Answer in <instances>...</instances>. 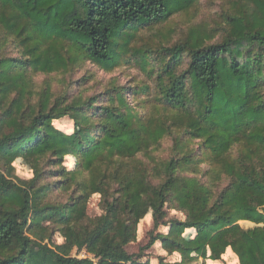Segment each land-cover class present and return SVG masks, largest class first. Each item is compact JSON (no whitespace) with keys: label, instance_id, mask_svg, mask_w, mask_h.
I'll return each mask as SVG.
<instances>
[{"label":"trees","instance_id":"obj_1","mask_svg":"<svg viewBox=\"0 0 264 264\" xmlns=\"http://www.w3.org/2000/svg\"><path fill=\"white\" fill-rule=\"evenodd\" d=\"M198 1L0 0V264H150L127 251L149 214L156 230L169 229L148 247L179 257L161 264H264V0H236L219 31L194 25L171 46L135 45ZM152 54L150 115L125 87L83 99L34 81L86 63L112 73L136 58L144 69ZM64 119L61 130L54 123ZM167 137L176 153L155 184L137 157ZM17 161L32 179L15 175ZM203 164L208 182L197 177ZM57 191L69 193L66 203L50 200ZM93 195L96 218L87 214ZM168 210L184 220H167ZM55 233L63 243H45Z\"/></svg>","mask_w":264,"mask_h":264},{"label":"rangeland","instance_id":"obj_2","mask_svg":"<svg viewBox=\"0 0 264 264\" xmlns=\"http://www.w3.org/2000/svg\"><path fill=\"white\" fill-rule=\"evenodd\" d=\"M236 0H199L197 5L192 8L191 13L175 16L172 21L164 26L157 27L153 30H144L139 34L136 44L139 47L145 49H156L163 46H171L177 42L184 40L189 28L194 25H206L209 29L219 31L223 28L225 17L234 11V2ZM167 33V34H166ZM166 34L167 37L163 35ZM157 54L150 55L148 61L150 66L141 68L139 62L135 59H131L124 67L114 70L112 73H106L96 65L86 63L76 71L69 73L51 74L49 76L37 75L34 79L35 84L38 87H42L45 82H49L52 86L53 92L58 95L67 94V96L74 98L81 97L83 99L90 98L92 96L102 95L111 87L121 86L127 90V98L129 103L134 106L138 111L143 114H152L156 105V97L159 94L157 89V77L158 66L154 63V59L157 58ZM137 61V62H136ZM188 60L183 59L182 70L187 67ZM180 69V71H182ZM102 98V96L100 97ZM69 120L64 119L60 122H55V126L61 130H66L70 126ZM199 141H193L190 145L191 149H198ZM176 150L174 149V140L172 137L165 138L159 146L150 151L147 154H141L137 157L138 161L147 165L152 182L159 183L157 169L160 168L161 163L169 160L175 156ZM236 153V151H234ZM72 161H67L65 165L68 168L73 167ZM15 175L23 180L32 179V171L21 161L14 162ZM195 169L192 167L183 173L184 176H192L191 172ZM198 171L197 177L201 178L203 182H208V178L205 173L208 171L206 164L201 165L196 169ZM163 178V177H161ZM53 181V180H51ZM69 193L64 191H57L50 198L53 203L64 204L68 201ZM100 195H93L87 206V214L90 218H96L102 215L103 211L100 205ZM167 220L179 219L184 220V215L176 210L167 211ZM240 225L244 229L253 228L255 224L250 222H240ZM169 228L160 227L154 228L152 215H147L138 225L136 240L127 247V251L135 258H141L140 262H149L150 264L175 263L179 260L177 255H168L161 244L157 242L152 247L149 246V242L152 236H156L157 233H166ZM193 234V233H192ZM186 236H191V233H186ZM63 238L59 233H55L52 236V242L46 240L47 244H62ZM81 254V255H80ZM80 258L84 255V252L80 253ZM73 255H76L73 253ZM218 264H238L232 258H224V262L221 261Z\"/></svg>","mask_w":264,"mask_h":264},{"label":"built area","instance_id":"obj_3","mask_svg":"<svg viewBox=\"0 0 264 264\" xmlns=\"http://www.w3.org/2000/svg\"><path fill=\"white\" fill-rule=\"evenodd\" d=\"M80 255H81V254H80ZM80 255H79V256H80ZM85 256H86V254L84 253V255H83L82 257H85ZM80 257H81V256H80Z\"/></svg>","mask_w":264,"mask_h":264}]
</instances>
